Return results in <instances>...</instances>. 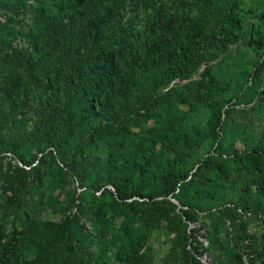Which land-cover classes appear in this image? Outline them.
Here are the masks:
<instances>
[{
    "label": "trees",
    "instance_id": "1",
    "mask_svg": "<svg viewBox=\"0 0 264 264\" xmlns=\"http://www.w3.org/2000/svg\"><path fill=\"white\" fill-rule=\"evenodd\" d=\"M251 1L0 0V264H264ZM235 45L252 68L214 72Z\"/></svg>",
    "mask_w": 264,
    "mask_h": 264
},
{
    "label": "rangeland",
    "instance_id": "2",
    "mask_svg": "<svg viewBox=\"0 0 264 264\" xmlns=\"http://www.w3.org/2000/svg\"><path fill=\"white\" fill-rule=\"evenodd\" d=\"M251 6H252L253 10H255V9L260 10L262 7H264V0H252ZM257 14H259V11L257 12ZM258 21H262V23L264 24V19L261 20L259 18L251 19L250 23H257ZM240 45H245V44H240ZM228 55H230L229 58H228ZM256 59H257V55H256L255 51H253L250 47H246V46L240 47V46L235 45V46L231 47L227 56L221 57L219 61H214V62H212V64H215L214 72H219V71H221L222 68L225 69L226 67H227V69L229 67L230 70H236L239 67L241 68L244 66L248 67V68H252L253 63L256 61ZM227 69L225 72H227ZM203 70H204V65L201 67V69L198 71V73L195 74L193 79L199 80L200 79V73ZM262 78L264 79V72L262 73ZM177 82H178V80H175L171 83V85L173 83H177ZM180 84L182 85V84H184V82H182ZM199 115L202 117L203 121L207 120V115H205V114L203 115L202 113ZM246 119L252 120V124L247 127V131L249 132V134L253 135V139L255 137L258 138L260 136V133L262 131H264V107H262V109H260L258 111L251 112V113L247 114ZM240 144H241V142H240ZM4 163H5V166L7 168L10 165L14 164V162L10 161L9 159L6 160ZM54 174H56V172H54ZM74 185H76V183ZM60 201H61V203L65 202L64 196H61ZM172 202L177 204V202L175 200H172ZM10 207H11V209L9 210V212L3 217L4 222L7 223L6 224L7 231L10 230L11 220L13 217L12 214L16 210L14 205H11ZM0 209H2V208H0ZM178 209H179V207H177V211H178ZM200 215H204V214L202 213ZM243 220L246 223V226L248 229V234L251 237V239L255 243H258L260 248H263L262 254L264 256V246L262 245V241L264 240V223L258 219H252V218L251 219L243 218ZM119 222H120V220H119ZM113 223H114V226L118 225V220L114 219ZM209 226H210V222L208 220H204V219H201L196 224L190 225V228H195L198 230V232H197L198 241L203 243L204 248H207L208 244H209V241L207 239L208 232L210 230ZM226 226L229 228L228 224ZM87 227L91 228L89 223H87ZM219 235L221 238L224 237L223 229L219 230ZM173 236H174V234L170 235L171 238ZM214 257L215 258L220 257L223 260L226 259V258H223V255L219 254L218 252H216L214 254ZM243 261H244V264H249V262L247 260V256L243 257ZM201 262L203 264H214L212 254L205 253V255L201 259Z\"/></svg>",
    "mask_w": 264,
    "mask_h": 264
}]
</instances>
